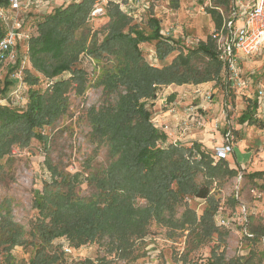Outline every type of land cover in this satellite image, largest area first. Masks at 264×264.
Masks as SVG:
<instances>
[{
  "label": "trees",
  "instance_id": "trees-1",
  "mask_svg": "<svg viewBox=\"0 0 264 264\" xmlns=\"http://www.w3.org/2000/svg\"><path fill=\"white\" fill-rule=\"evenodd\" d=\"M97 1L64 3L38 22V33L28 46L30 65L23 70L29 86L27 106L20 109L0 103V180L13 162L15 148H26L33 139L47 148L44 128L51 127L67 113L71 91L79 96L91 85L93 71L79 62L83 53L97 65L102 62L95 85L102 88L104 98L98 107L87 110L86 117L91 126V141L106 147L107 163L93 167L86 176L95 190L86 197L77 190L74 174L46 157L51 179L34 192L36 219L27 231L10 212L2 214L0 246L8 254L15 246L30 248L28 264H64L65 251L54 244L55 239L64 237L70 246L78 248L110 237L121 246L133 237L147 235L149 224L155 220L187 231V238L194 245L215 240L212 251L216 252L225 243L228 232L216 225L220 200L211 190L213 183L236 176L238 170L231 168L227 160H214L212 152L201 143L169 141L168 134L155 124L152 112V101L162 87L202 84L221 78L223 65L213 36L189 48L180 40L164 36L161 21L155 16L149 18L151 32H147L115 0H109L104 5L109 21L105 35L99 40L90 23ZM212 2L207 11L218 29L223 19L215 6L225 5L227 0ZM146 42L155 43L161 66L146 60L140 46ZM176 49L181 50L170 63H165ZM82 57L86 60L87 56ZM197 57L205 58L202 66L195 62ZM22 62L19 56L17 63L9 66L11 76L6 77L0 88L2 98L17 87L12 74ZM42 79L47 80L44 89L36 87ZM252 119L250 111L240 117L241 122ZM199 176L203 177L201 182ZM248 176L262 178L264 171ZM138 198L146 204L138 206ZM189 198L205 200L201 214L187 206ZM182 206L185 209L177 218V208ZM254 232L251 231L255 237ZM6 261L18 264L10 255ZM86 261L94 264L90 259ZM97 264L107 263L100 260ZM234 264L255 263L253 255H248L237 258Z\"/></svg>",
  "mask_w": 264,
  "mask_h": 264
},
{
  "label": "rangeland",
  "instance_id": "rangeland-1",
  "mask_svg": "<svg viewBox=\"0 0 264 264\" xmlns=\"http://www.w3.org/2000/svg\"><path fill=\"white\" fill-rule=\"evenodd\" d=\"M70 1L72 0H52V5L50 3L48 5L32 3L26 7V29L35 36L38 33V22L43 16L53 12L55 7ZM101 1L105 5L109 0ZM200 1L115 0L114 2L119 7L122 4L123 7H120V9L124 12L131 13L133 22L138 24L139 28L151 32L148 20L151 16H155L161 21V32L164 36H169L173 40H180L185 45L187 38L194 41H206L216 28L213 18L207 11L211 5ZM54 3L56 4L54 5ZM108 21L109 17L106 15V9L90 20L92 28L98 32L99 40L105 35ZM140 46L146 60L154 64L157 63V66L163 64L155 60L154 42L142 43ZM179 50L181 49H176L170 54L165 63H170ZM25 53L26 48H22L20 57L25 58ZM83 54L87 56V59L89 55ZM82 55L79 62L82 66L89 68L90 66L87 65ZM195 62L202 66L205 58L197 57ZM263 63L264 58L260 55V57H253L245 61L244 68L246 70L251 68L256 70ZM29 65L27 54L24 66ZM91 65L94 68L91 69V71L93 70L90 75L91 85L79 96L71 91L67 113L61 116L51 127L44 128L43 132L48 136L47 148L43 142L37 139H33L29 146L24 149L18 150L15 148L13 150V162L7 166L0 180V216L7 211L10 212L13 219L23 225L27 231H29L38 214L33 207L34 192L36 189L42 188L45 181L51 179V173L45 160L46 157L49 156V160L53 164L55 163L74 174L78 182L77 190L82 196L86 197L92 196L95 191L88 184L86 176L93 167L107 163L106 147L91 141V126L86 117L87 110L91 106L98 107L104 98L102 88L95 85V80L101 71L102 62H99L98 66L95 61H92ZM9 66L11 65H8L7 62H0V88L3 87L6 77L11 76L8 73ZM65 75L68 76V74ZM46 83L47 80L42 79L36 87L44 89ZM28 87L24 82L22 88L18 91V96L12 95L14 90L6 98H2L0 95V103L10 104L20 109L26 108ZM216 87L219 91L222 90L220 83ZM165 89L166 87H162L158 91V96L163 95ZM244 91L246 92L247 89ZM246 101L244 97V106H246ZM152 112L153 118H155V112L157 111L153 107ZM243 112L241 105L239 111H232L231 115H234L235 123L240 122L239 117ZM235 123L234 125H236ZM233 130L238 138V132L240 131ZM239 155L242 159V154L239 153ZM244 171L240 168L236 176L213 183L212 195L219 198L220 205L224 209L223 212L226 215H230L234 211H240L241 213V216L239 215L237 222L231 228H222L225 231L227 230L228 234L225 237V243L217 248L216 252L212 251L216 244L215 240L204 245H194L192 240L187 238V231L182 232V230L173 229L155 220L149 224L147 235L141 238L133 237L121 246L118 245L117 240L110 237H105L101 241L78 248L70 246L68 240L64 237L55 239L54 244L61 246L65 251L64 264H90L86 259H90L94 264H97L100 260H104L107 264H216L218 260L219 264H234L237 258H246L248 255H253V263L264 264V208L260 205L264 197L263 194L258 195L257 193L256 195L252 192L253 189L254 191L264 190V184L261 183L264 177L251 179L248 173ZM240 173L243 175V179L239 183ZM202 179V176L198 177L199 182ZM238 190L239 196L237 197ZM186 201L187 206L196 209L198 214H201L206 206L205 200L202 199L189 198ZM136 204L144 206L146 201L138 198ZM244 206L247 209L250 222L248 229L249 231L255 230V237H248L244 233L242 224L244 219L241 211ZM184 209L185 206L177 208V218L182 215ZM9 255L18 264H28L31 250L19 245L12 248L11 254H8L0 246V264H8L6 257Z\"/></svg>",
  "mask_w": 264,
  "mask_h": 264
},
{
  "label": "built area",
  "instance_id": "built-area-1",
  "mask_svg": "<svg viewBox=\"0 0 264 264\" xmlns=\"http://www.w3.org/2000/svg\"><path fill=\"white\" fill-rule=\"evenodd\" d=\"M51 2L52 0H5L4 2L0 0V62L15 65L18 57L21 56L22 48H26L24 57H27L29 41L33 34L25 26V18L27 17L26 7L32 3L39 5H48L50 3L52 5ZM203 2H207L206 4L212 6V0H203ZM120 7H123L122 4ZM215 8L221 14L223 23L221 28H215L212 36L215 41L218 59L225 69L228 95L231 89L241 94L244 90L249 89L251 76L259 75L264 77V63L256 70L248 71L244 68L245 61L253 57H260V55L264 58V0H227L225 5H217ZM104 11L105 6L99 0L95 3L90 16L91 18L95 17ZM128 14L130 15L131 13L129 12ZM199 42L187 38L185 45L193 48L196 46L191 45H199ZM25 58H23L22 66L13 72V77L18 80L19 86L12 92V95L18 96V91L25 82L23 71ZM155 60H157L156 54ZM92 61L94 60L88 56L86 62L90 66V69L88 68L89 71L94 69L91 65ZM195 93L201 94V90L196 89ZM203 94L205 100H211L213 88L206 90ZM162 104L166 108L169 107L166 100ZM228 106L229 103L225 101L223 107L227 109ZM188 107L189 115L182 122L183 130L189 131L193 127H205L208 122L206 115L199 112L198 107L193 104H190ZM226 109L225 113L228 116ZM155 124L159 125V121L155 120ZM233 129L231 126L223 134V145L213 155L215 160L226 159L228 154L233 151L236 139ZM173 142L181 143V138L176 137ZM242 179L243 175L240 173L238 178L239 183ZM242 209L244 233L249 237H254V234L248 229L250 222L247 209L245 206ZM223 211V206L220 205L215 215V222L218 227L231 228L237 222L241 213L240 211H234L230 215H226Z\"/></svg>",
  "mask_w": 264,
  "mask_h": 264
},
{
  "label": "crops",
  "instance_id": "crops-1",
  "mask_svg": "<svg viewBox=\"0 0 264 264\" xmlns=\"http://www.w3.org/2000/svg\"><path fill=\"white\" fill-rule=\"evenodd\" d=\"M250 79L251 85L246 92H242L243 94L231 89L228 95V84L226 83L224 67L219 80L202 84H171L166 86L163 95L152 101L153 108L157 111L155 112V119L159 121L161 129L168 134L169 141L173 142L174 138L180 137L181 143L188 145H192L194 142L201 143L213 155L222 147L223 134L227 128L232 126L240 131L238 132L239 137L235 139L233 151L224 160L229 162L231 168H235L238 171L240 168L244 169L245 173L264 171V77L257 75L251 76ZM218 83H220L222 88L221 91H219L218 87L215 88ZM212 88L211 100L207 101L204 99L203 93ZM196 89H200L201 94H196ZM242 96L247 100L246 106L243 105L244 97ZM164 100L167 101L169 107L163 106L162 102ZM225 101L229 103L227 109L223 107ZM190 104L197 106L198 111L206 115L208 122L205 127H193L189 131H184L182 122L189 115L188 106ZM240 105L244 111L241 116L250 111L253 116L252 121L234 122V115H231V113L235 110L239 111ZM225 109L228 112V116L225 113ZM239 153L242 154V159ZM261 183L264 184V179H262ZM252 192L256 195L257 193L258 195L263 194L264 197L263 189L261 191H254L253 189ZM260 205L264 208V199Z\"/></svg>",
  "mask_w": 264,
  "mask_h": 264
},
{
  "label": "water",
  "instance_id": "water-1",
  "mask_svg": "<svg viewBox=\"0 0 264 264\" xmlns=\"http://www.w3.org/2000/svg\"><path fill=\"white\" fill-rule=\"evenodd\" d=\"M200 2L203 3V0H201Z\"/></svg>",
  "mask_w": 264,
  "mask_h": 264
}]
</instances>
